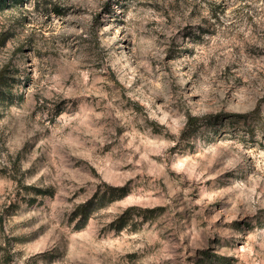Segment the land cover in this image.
<instances>
[{"label": "rangeland", "instance_id": "1", "mask_svg": "<svg viewBox=\"0 0 264 264\" xmlns=\"http://www.w3.org/2000/svg\"><path fill=\"white\" fill-rule=\"evenodd\" d=\"M0 264H264V0L0 11Z\"/></svg>", "mask_w": 264, "mask_h": 264}, {"label": "trees", "instance_id": "2", "mask_svg": "<svg viewBox=\"0 0 264 264\" xmlns=\"http://www.w3.org/2000/svg\"><path fill=\"white\" fill-rule=\"evenodd\" d=\"M22 3H23V0H0V11H4L7 8H12V7H15L17 5H21ZM198 121H199L198 118L190 117L187 125H189L188 127L194 126L197 124ZM85 207L86 206H83V208H85ZM83 212L85 213L86 210H83Z\"/></svg>", "mask_w": 264, "mask_h": 264}]
</instances>
